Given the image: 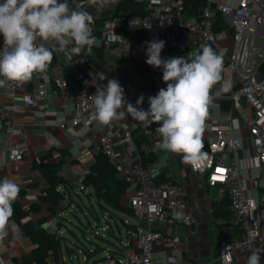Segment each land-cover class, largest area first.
Instances as JSON below:
<instances>
[{"label": "built area", "instance_id": "2783aa9c", "mask_svg": "<svg viewBox=\"0 0 264 264\" xmlns=\"http://www.w3.org/2000/svg\"><path fill=\"white\" fill-rule=\"evenodd\" d=\"M116 1L107 0L109 3ZM186 1L149 2V13L145 16L115 11L103 21L97 47L106 52L112 45L125 44L137 61L147 64L145 42L154 38L165 41L161 52L163 58L180 55L190 43L201 47L232 40V53L225 61L218 86L210 94L209 106L223 108V102H228L230 114L238 109L241 118L235 122L230 116L226 122H221L208 112L206 121L209 131L214 133L213 139H201L198 158L188 162V165L194 173L204 178L207 186L218 188L220 196H227L230 203L232 219L220 228V264H247L253 250L264 249V0H239L236 5L211 0V4L199 8L197 17L187 20L183 16ZM217 12L221 13L225 26L220 31L213 28ZM123 28L142 32L144 39L132 41L121 32ZM2 47L3 36L0 35ZM47 78L46 69L42 73H34L33 78L25 82L31 85V90L23 96L24 104L32 106L36 99H41L50 103L59 101L62 109L72 106L74 117L71 125L77 135L98 140L100 152L117 168L120 178L132 188L128 201L134 211V218L145 222L134 224V228H126L127 240L120 238V246L116 248L119 254L105 249L103 259L96 264H193L191 261L182 262L178 254L173 261L156 256L158 246L178 252L179 243L177 234L161 231L156 225L192 227L196 223L184 187L176 182L159 180L161 168L151 161L143 163L142 152L147 148L146 143L141 145L139 157L133 161L128 152L117 149L115 136L109 130L103 131L90 124L94 112L91 95L94 93L88 91L80 78L68 80L65 73L58 74L53 78L54 90L50 93L47 91ZM151 78L155 83L163 81L162 69H158ZM23 84L8 82L2 88L16 92ZM102 86L105 85L102 83ZM240 123L246 128L247 136L240 133ZM60 128L66 129L64 125ZM7 130H11V136L22 134L21 129L13 126L8 112L0 104V133ZM118 137L128 140L130 132L118 133ZM59 155L56 152L53 156ZM23 158V149L17 143H12L9 161L17 163ZM41 160L36 156L34 163L40 164ZM242 172H247V176ZM40 175L44 176L39 170L30 173L31 178ZM76 189L89 192L81 183L77 188L63 185L58 189L65 198L56 206L54 222L57 220L59 224L51 232L63 235L60 223L71 212L68 209L72 210L75 204L70 202L69 193L78 195ZM215 199L218 200L217 197ZM103 220L106 223L113 221L107 212L103 214ZM101 228L107 231V228ZM47 259L49 263L53 260L55 264L53 252H49ZM59 261L65 264V256L61 255ZM261 264H264L262 260Z\"/></svg>", "mask_w": 264, "mask_h": 264}, {"label": "crops", "instance_id": "0c3cea01", "mask_svg": "<svg viewBox=\"0 0 264 264\" xmlns=\"http://www.w3.org/2000/svg\"><path fill=\"white\" fill-rule=\"evenodd\" d=\"M122 1L98 3L96 6H90L89 0H68L71 9L86 8L94 16V21L98 19L104 21L105 17L117 11ZM135 1H147L155 4L161 2V0ZM200 1L206 5L211 4V0ZM221 1L229 5H236L239 0ZM39 43L52 49L59 48V45L54 41L44 42L40 40ZM208 46L212 47L218 55L223 56V62L232 53L231 39L214 42ZM74 47V44H70L63 51H56V64L53 68L47 69L48 78L46 81L49 93L54 90V76L64 74L66 67H70L74 78H80L88 91L94 94L102 86V83L106 85L109 79H118L124 88L125 98L133 105H135L138 97L143 94L144 103L140 107L145 110L149 107L148 97L156 95L160 88H166L163 81L155 83L151 78L158 69L152 67L147 75H143L141 70L137 69L136 62L138 61L129 46L125 44L112 45L106 52L97 46H93L87 54L73 51ZM199 49L200 47L195 43H190L180 56L187 57L189 53ZM75 68L78 70L76 71ZM217 86L218 83L213 87L210 94ZM30 90L31 85H27V83H24L23 87H20L16 92L0 87V104L8 112L13 126L22 131L19 136H11V130L0 133V180L4 178L14 180L20 188L16 201L26 211L32 207L36 208L29 213L26 220L35 224L42 221L41 225L51 231L54 228L57 205L44 200V188L47 186L45 177L40 175L31 178L30 176L32 171L38 170L34 163L35 157L39 156L42 160L46 159V161L54 164L60 163V178L64 182H68L70 187L77 188V185L82 183L85 173L94 163L96 156L100 153V146L96 138L85 139L77 135L76 130L71 125L74 117L72 106L62 109L59 101L50 103L41 99H36L32 106L25 105L23 96ZM225 103L227 107L223 105V108L208 106V112L218 117L221 122H226L230 116L237 122L236 120L241 118L240 111L236 109L230 114L228 110L230 103ZM225 103L223 102V104ZM90 124L103 131L109 130L115 136L114 144L117 149L120 152H128L133 161L139 157L140 147L136 144V139L145 137L146 141L143 143L147 144V148L142 153L154 157V163L161 168L160 176L162 175L164 179H171L184 187L196 223L192 227L156 225V228L161 231L175 233L179 236L178 252L158 246L156 256L163 260L173 261L175 260L174 256L178 254L182 262L220 264L218 257V245L221 238L220 228L225 223L220 206L224 197L220 196L218 190L217 193H214L206 185L204 178L190 169L188 162L182 159L181 154L167 153L156 148L160 137L155 129L159 125L154 123L146 128L128 115L124 119L113 121L109 125H100L93 119ZM61 125H64L66 129L62 130ZM208 126L209 123L205 120L204 129L201 133L203 141L213 139L214 133L209 131ZM239 129L243 136H247V130L241 123ZM124 131L130 132L128 140H121L118 137V133ZM12 143H17L24 151L23 160L17 163L9 161V147ZM56 152L60 155L53 156ZM242 174L247 176V172H242ZM248 183L252 185V182L248 181ZM131 190L132 188L122 198L123 204H128ZM216 197L218 200L215 199ZM119 215L116 219L122 223H145L144 220H136L122 213ZM33 248L34 244L25 235L22 225L12 221V225L9 227V235L5 237L3 242H0V264L14 262L16 259L21 260L23 255L31 253ZM259 252L264 263V249ZM52 262L50 264H54Z\"/></svg>", "mask_w": 264, "mask_h": 264}, {"label": "clouds", "instance_id": "9594fccd", "mask_svg": "<svg viewBox=\"0 0 264 264\" xmlns=\"http://www.w3.org/2000/svg\"><path fill=\"white\" fill-rule=\"evenodd\" d=\"M107 0H89L90 6ZM94 16L86 8L71 9L68 0H0V87L8 82L25 83L34 73L46 71L53 59V51H63L74 44L77 53L91 51L99 46L92 35ZM122 38V37H121ZM56 42L58 49L45 44ZM123 39V38H122ZM147 65L162 69L166 88L148 97V109L140 107L144 96L133 105L125 98L118 79H109L97 89L91 99L92 119L100 125L124 119L126 115L149 128L155 129L160 141L156 148L167 153L181 154L186 162L198 158L201 133L204 129L210 103V92L224 72L223 56L208 46L185 56L163 58L165 41L154 38L146 41ZM19 185L12 179L0 180V242L9 235L13 203L19 195ZM247 264H261L259 250H253Z\"/></svg>", "mask_w": 264, "mask_h": 264}, {"label": "trees", "instance_id": "16d2710c", "mask_svg": "<svg viewBox=\"0 0 264 264\" xmlns=\"http://www.w3.org/2000/svg\"><path fill=\"white\" fill-rule=\"evenodd\" d=\"M203 5H206L204 2L200 0H187L185 2L184 10H183V16L184 18L190 19L193 17H197L199 15V8ZM123 10L125 12H128L131 15H137V16H145L149 13L148 10V2L147 1H135V0H123L118 7L117 11ZM215 21L213 24V28L215 31L222 30L224 26V21L222 18L221 13L217 12L214 17ZM103 20L98 19L95 20L92 24V35L97 37H100L103 27ZM121 32L125 35H127L132 41H141L144 39V34L139 31L130 30L127 28L121 29ZM57 61V52L53 51V59L51 63L49 64L47 69H51L54 67ZM226 62L224 61V65ZM137 69L141 70V73L143 75H147L149 71L151 70V66L147 64L140 63L139 61L136 62ZM264 72V68H263ZM65 77L68 80L74 79V76L71 72L70 67H66L64 70ZM225 103V102H224ZM226 106V103L223 104ZM227 107V106H226ZM146 141L145 137H140L136 139V144L138 147H141V144ZM154 157L152 155H144L142 153V161L143 163L146 162H154ZM40 172L44 175L47 186L44 188V200L51 202L53 205L59 204V201L63 198H65V195L60 192L58 189L61 186L69 187L68 182H64L62 178L59 176V170H60V163L54 164L46 161V159L41 160L40 164H36L35 166ZM159 180H165L173 182L171 179H164L161 175ZM84 187L88 188V198L91 199L94 197L97 200V203L99 205V208L102 210L103 213L107 212L110 215V218L113 220L116 227L119 229L121 233L120 224L118 223V219H116L112 214L111 211L114 210L116 212L125 214L129 217L134 218V211L128 204H123L122 198L126 196L128 191L130 190V185L125 182L123 179L120 178L117 168L109 161V159L100 152L94 161V163L90 166L89 170L85 173L82 183ZM214 193H217L218 188L210 187ZM70 194V202L77 203L75 197L72 193ZM78 194L77 196H79ZM129 200V199H128ZM13 209L14 213L11 218L12 221H16L20 223L23 227L24 233L27 237L30 238L32 243L34 244V248L31 253L23 255L21 260H14V264H50L47 256L49 252L54 253L55 257V264H62L59 259L60 256L63 255V249L66 246L67 238L63 235H60L59 233L51 232L45 227L41 225L42 221L38 224H35L34 222L30 220H26L29 213L36 208L30 209L29 211H26L22 208L20 203L18 201H15L13 203ZM80 208H84L86 206L79 205ZM88 208V207H86ZM89 209V208H88ZM221 212H223V217L225 219V223L230 222L232 219V214L230 210V203L228 200V197L225 196L221 206H220ZM98 219V222H100V216L97 214L94 216ZM110 221V220H109ZM108 221V222H109ZM68 223V222H67ZM67 223L62 221L60 224L62 227L68 228L71 232L74 233L73 230H71L70 227H68ZM110 224V223H109ZM125 228H134V224H127L123 222ZM223 224V225H224ZM222 225V226H223ZM111 232L114 234V229L112 225L110 224ZM76 235V234H75ZM82 246V245H81ZM81 246H79L81 249ZM115 248H118L117 246H114ZM68 251H73L70 246H66ZM84 249L83 251L87 255V260L91 259L92 256L98 255L99 253H104L105 248L99 246L98 244H95V248L93 250H90L89 248L82 246ZM113 254H119V250L112 249L110 250ZM103 259V256L99 259H95L92 264H96L99 260Z\"/></svg>", "mask_w": 264, "mask_h": 264}, {"label": "rangeland", "instance_id": "374dc122", "mask_svg": "<svg viewBox=\"0 0 264 264\" xmlns=\"http://www.w3.org/2000/svg\"><path fill=\"white\" fill-rule=\"evenodd\" d=\"M79 196H77L74 192H72L73 196L75 197L77 204L75 203L74 206L69 208L68 216L64 217V222L67 223L68 227L74 231L71 232L68 228L63 227L62 233L68 239L66 246H70L73 251H68L66 246L63 249V255L66 258L65 264H92L95 259H99L100 257L104 256L103 253H99L98 255H94L91 259L86 260V253L83 251L84 249L82 246L93 250L95 248V244H98L101 247H104L106 250H114L116 249L114 246H120V238L125 241L126 232L124 224L118 220L120 224L121 233L119 229L116 227L114 222L109 221L114 229V234L111 232V227H109V223L104 222L103 220V212L99 208L96 198H92L91 201L88 198V191L86 193L79 191ZM85 204L84 208H80L79 205ZM100 216V222L98 219L95 218V215ZM111 214L118 218L120 215L119 212L114 210L111 211ZM59 222L56 220L54 228L58 226ZM101 227L107 228V231H103ZM166 227V226H165ZM55 228V229H56ZM82 245V246H81ZM81 250L80 251V247Z\"/></svg>", "mask_w": 264, "mask_h": 264}]
</instances>
